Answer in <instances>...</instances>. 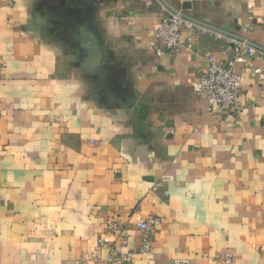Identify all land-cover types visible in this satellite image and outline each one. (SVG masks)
Wrapping results in <instances>:
<instances>
[{
    "label": "crops",
    "instance_id": "0c3cea01",
    "mask_svg": "<svg viewBox=\"0 0 264 264\" xmlns=\"http://www.w3.org/2000/svg\"><path fill=\"white\" fill-rule=\"evenodd\" d=\"M164 4L264 51V0H0V264H104L112 222L134 264H264V59L209 111L192 81L234 52L158 56Z\"/></svg>",
    "mask_w": 264,
    "mask_h": 264
},
{
    "label": "built area",
    "instance_id": "2783aa9c",
    "mask_svg": "<svg viewBox=\"0 0 264 264\" xmlns=\"http://www.w3.org/2000/svg\"><path fill=\"white\" fill-rule=\"evenodd\" d=\"M163 17L155 29L151 41V49L160 57L178 53L184 48V31H195L199 35H213L226 41V51L234 52V58L228 63L220 62L215 57H207V65L192 81L193 91L204 96L208 102L209 111L215 109L234 110L238 106V99L242 93L244 77L236 72L235 67L246 60L260 57L264 59L263 49L257 47L250 40L226 36L208 26L190 19L182 9L163 5ZM255 75L264 78L260 68L250 65ZM161 224L158 216L150 215L138 223L142 233V249L149 251V239ZM124 228L117 222L110 224L109 230L99 236L95 255L100 258L104 248L109 249V254L104 264H134L136 251L132 248L127 238L124 237ZM116 238V239H113ZM229 256L224 264H231ZM183 264V263H178ZM186 264V263H184Z\"/></svg>",
    "mask_w": 264,
    "mask_h": 264
}]
</instances>
